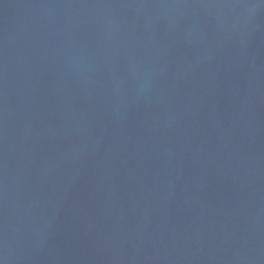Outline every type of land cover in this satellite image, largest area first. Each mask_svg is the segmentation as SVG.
Masks as SVG:
<instances>
[{"label":"water","instance_id":"1","mask_svg":"<svg viewBox=\"0 0 264 264\" xmlns=\"http://www.w3.org/2000/svg\"><path fill=\"white\" fill-rule=\"evenodd\" d=\"M0 264H264V0H0Z\"/></svg>","mask_w":264,"mask_h":264}]
</instances>
